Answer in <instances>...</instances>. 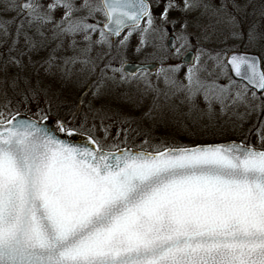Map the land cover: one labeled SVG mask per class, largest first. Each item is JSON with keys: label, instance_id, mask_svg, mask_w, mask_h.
Masks as SVG:
<instances>
[{"label": "snow or ice", "instance_id": "snow-or-ice-1", "mask_svg": "<svg viewBox=\"0 0 264 264\" xmlns=\"http://www.w3.org/2000/svg\"><path fill=\"white\" fill-rule=\"evenodd\" d=\"M177 8L209 18L208 25H200L205 40L211 41L216 25L223 24L231 38L246 36L248 43L264 45L259 24L246 33L240 30L236 13L244 9L238 0H183L182 7L167 0L161 19L166 21L169 10ZM0 12L16 14L14 33L0 19V38L10 42L9 53H16L5 60V72L9 64L23 69V56L54 43L44 63L50 71L61 61L65 77H70L75 65L83 71L92 63L89 54L95 44L111 46L110 37L119 38L126 29L122 46L139 29L141 34L158 32L162 48L167 32L156 28L148 0H0ZM100 15L102 24L96 20ZM259 15L264 19V0ZM21 39L24 47L18 48ZM176 39L168 47L179 58L189 40L179 37L183 42L177 47ZM58 52L65 55L58 57ZM204 55L219 69L217 79L202 76L207 70L201 63ZM181 66L161 67L158 75L172 95L186 96L189 114L212 118L217 107L226 114L244 106L246 115H264V64L256 56L229 52L222 58L220 52L212 55L201 47L193 54L186 82L176 78ZM149 71V66H140L128 72L122 64L109 79L131 77L150 86ZM229 71V82L220 83L219 76ZM24 83L26 97L29 91L40 95V87ZM12 86H19L18 74ZM3 107L0 264H264V127L260 147L230 141L149 149L145 140L134 148L122 147L127 137L121 142L119 133L109 144L107 129L100 139L85 125L73 127L59 117L52 130L46 126L50 106L48 113H38L40 119L21 116L18 109L13 113L7 103ZM60 134L81 135L85 142L73 143Z\"/></svg>", "mask_w": 264, "mask_h": 264}, {"label": "rangeland", "instance_id": "rangeland-1", "mask_svg": "<svg viewBox=\"0 0 264 264\" xmlns=\"http://www.w3.org/2000/svg\"><path fill=\"white\" fill-rule=\"evenodd\" d=\"M41 2L47 3V0H41ZM210 2L218 3L214 0H210ZM238 2L244 9L242 12L236 13L237 19L241 22L240 30L246 33L249 26L253 23L259 24L261 30H264L262 25L264 19H261L259 15L261 0H238ZM182 6L183 4H181ZM182 13L184 14V11ZM183 14L175 15L172 18L170 17L162 23L155 21L157 29L161 27L167 29L162 48L160 47L161 41L158 38V32H149L153 47L146 51L143 50L140 59L137 61L156 62L158 63V68L155 71L147 73V80L150 81V86L140 79L133 81L134 84L132 86L136 87V89H149L151 92L149 99L142 104H139L138 98L136 97L137 94L130 88L124 98H119L115 85L107 87L105 90L99 87L104 81L102 79L107 76L106 74H113V68L120 67L124 61L130 60L126 55V47L135 36L133 34L128 37L126 45L124 46L120 44V41L127 34L120 37L111 46L108 45L106 49L100 48L99 44H95L89 54L92 63L83 71H81L82 65H75L71 68L72 74L70 77H65V70L61 61L57 60L56 66L50 71L48 70V65L44 63L48 58V53L55 47L54 43L46 51L34 52L23 56V69L17 65L9 64L7 66V72H5V60L9 55L15 56L16 53H9L10 42L6 43L3 38H0V111H5L3 106L7 103L13 113L17 109L20 113H26L28 111L35 118L40 119L41 115H38V113L41 110L48 113L49 106L51 109L61 108V105L65 108L69 107L72 108L75 115L72 119L73 127L78 128L80 125H85V127L91 129L93 134L100 139H104L106 135L105 129H107L109 144L116 141L118 133L119 140L121 142L125 140L127 136H125L124 131L130 125L128 119H131L137 124L134 127H137L135 130L139 132L138 135H130V138L134 140L135 144L129 146L135 148H139L146 140V137H144L146 125L155 126L159 123H163L165 128L162 130L160 137L157 134L149 137V145L146 146L149 149L151 145H165V140L172 141L175 144H185L189 142L206 143L209 139L219 140L221 138L224 139L212 143L232 140L239 141L237 139H242L244 142L246 141L252 145L261 146L260 128L264 127V115L260 112L246 115L245 107L239 106L229 109L226 114H219L220 111L217 107L216 113L212 118H209L207 115H201L200 113L189 114L190 105L186 96L181 97L178 94L172 95V90L165 84L163 76L158 75V73L161 67L168 68L173 64L183 65L181 62L183 54L189 49H192L196 53L201 47L212 55L220 52L222 58L232 50L254 52L260 55L264 63V45L250 44L246 36L243 39L231 38L227 26L223 24L216 25V31L212 33L211 41L205 40L200 25H208L210 23L209 18L198 17L200 14L198 11L190 12V17L187 16V13L185 15ZM60 15V11L55 13L57 19ZM14 17H16V14L13 12H0V19L9 22L10 30L13 33L16 27V24L12 22ZM16 20L18 22L19 18L17 17ZM96 20L102 24L104 17L102 15L97 16ZM185 23H187V28L184 27ZM209 31L212 32L211 29ZM47 34L51 35L50 32ZM170 35L177 38V47L183 42L179 37L185 36L189 40V45L181 49L182 56L179 58L173 57L172 51L167 46V39ZM97 38L98 36L94 34L93 39L95 40ZM78 44L81 47L84 46L83 41L79 40V38ZM65 46L67 47V44ZM17 47H24L23 39H21ZM113 53L115 56H110ZM63 55H65L64 52L57 53L58 57ZM29 56H31V60ZM201 63H206L207 65V70L201 73L202 76L208 79H217L219 69L215 68V62L209 60L207 55H204L201 57ZM180 71L182 70L179 69L177 71L176 77L177 74H183ZM17 74L19 75V86L14 88L12 86V78L16 77ZM229 77L230 73L227 76L220 75L219 82L228 83ZM6 78L7 83H5ZM25 80L29 82L27 85L29 88L32 86L40 87L42 89L40 95L32 96V93L29 91L26 97L24 94L26 88ZM127 80H130V78ZM81 82L84 86L91 88V94L86 96V100L77 99L79 94H77L78 90L76 87H79L78 85ZM99 82L100 84H98ZM97 91H99L101 96H104L98 103L93 99V96L98 97ZM144 93H148V91L146 90ZM152 95L155 97H152ZM157 95L159 96L156 97ZM89 99H93L91 101L92 106L90 107L87 106L89 105ZM119 99H122V101ZM197 103L201 109L205 107L202 98H199ZM48 117L53 118L55 121L57 119L49 113ZM182 136L183 138H189L191 141L185 142L186 140L184 141ZM128 141L132 142L129 140V137Z\"/></svg>", "mask_w": 264, "mask_h": 264}, {"label": "trees", "instance_id": "trees-1", "mask_svg": "<svg viewBox=\"0 0 264 264\" xmlns=\"http://www.w3.org/2000/svg\"><path fill=\"white\" fill-rule=\"evenodd\" d=\"M182 1L183 0H176V2L179 3L180 5L183 4ZM214 1L219 2V0H214ZM166 2H167V0H153V1H151V5H152L151 11H152V14H153V16L155 18V21L158 22V23L159 22L162 23V22L165 21V20H162L161 19V13L164 10V6H165ZM181 14H183V13H182L181 10H179V8L169 10L167 19L170 18V17L172 18L175 15H181ZM185 14H186V12H184L183 15H185ZM187 16H189V17L191 16L190 15V12H187ZM200 16H201V14L198 15V17H200ZM262 25L264 27V23ZM141 27H146V24L143 23ZM128 31L129 30H127L122 36H125L126 34H128ZM132 34L135 35V36L134 37L132 36L133 38L130 40V42L128 43V45L126 47V55L128 56V59H130V60H138V59H140L141 52L143 50L146 51V50H148V49H150V48L153 47V42H151V39L149 37V33H147V34H141V32L139 31V29H137L136 31H133ZM141 41H143V44L141 43ZM99 46H100V48H105V49L108 48V45L107 44H105V45H99ZM137 49H139V51H137ZM110 56H115V54L113 53ZM188 67H189V65H185V64H183L180 67V69L182 70V71H180V73H183V74H177V77L176 78H177L178 81L186 82L185 81V75H186V72H187ZM106 75L107 76L102 79V80H104L103 83L102 84H100V82L98 83V84H100L99 85L100 88H103L105 90V89H107V87H110V86H114L115 85V89L118 92L119 98L120 97L121 98H124L125 95H126V93H127V91H129L128 89L130 88V89H132L134 91L135 94H137L136 97L138 98L139 104H142L143 102H145V101H147L149 99V96L151 94V92H150L149 89H146L148 91V93H149L148 94V93H144V91H146V90H139V89H136V87H133L132 86L134 84L133 81H135L136 79L129 77L130 80L121 81L119 79V75H117V79L115 81H113L112 79H109V77H111L113 74L108 73ZM78 86L79 87H76L77 90H78V92L77 91L76 92H77V94H79V96H78L77 99H84V100H86V96L88 94H91V88H89V86H84L82 82ZM177 94H178V96L181 95V97H185V95L183 93H177ZM97 95H98V97L97 96H93V99H94V101L96 103L100 102V100L104 98L103 95L102 96L100 95L99 91H97ZM158 96L159 95H157L156 97H158ZM161 96H163V95H161ZM152 97H155V96L152 95ZM93 99H89V101H88V104L89 105H87V106H89V107L92 106L91 105V101ZM119 100L122 101V99H119ZM77 102L79 104V101L78 100H77ZM103 103H105V102H103ZM132 110H136V109H132ZM26 113L31 114V112H28V111H26ZM49 114L52 115L55 118L59 117V118L63 119L66 122L67 121H72L73 116L75 117L74 111H72V108H69V107L68 108H65L62 105H61V108H55V109L52 108L51 109V112ZM219 114H221V113H219ZM31 115H33V114H31ZM222 118H224V117H222ZM128 122L130 123V125L124 131L125 136H127V144L125 145L123 143V144H121V146H129V145L131 146V145L135 144L134 143V140H132L130 138V135L131 136H135V135H138V133H139L138 131L135 130V129H137V127H134L137 124H135L134 121H132L131 119H128ZM164 126L165 125L163 123L156 124L155 126H153V125L152 126L146 125V130L144 132V135H145L144 137H146V140H148L150 136H153L155 134H157L160 137L162 130H164V128H165ZM128 137H129V140H131L132 142H129L128 141ZM182 139H184V141L186 140L185 142L191 141L187 137H184L183 138V136H182ZM223 139L224 138H221L219 140L218 139H215V140L209 139V140L206 141V143L219 142V141H221ZM237 140L244 142L242 139H237ZM194 143H199V142H194ZM194 143L189 142V143H185V144H175L172 141L165 140V145H170V146H174V145H191V144H194ZM245 143H247V142L245 141ZM248 144H251V143H248ZM254 146H256V145H254ZM256 147H260V146H256Z\"/></svg>", "mask_w": 264, "mask_h": 264}, {"label": "water", "instance_id": "water-1", "mask_svg": "<svg viewBox=\"0 0 264 264\" xmlns=\"http://www.w3.org/2000/svg\"><path fill=\"white\" fill-rule=\"evenodd\" d=\"M148 3L150 4V2L148 1ZM151 5V4H150ZM127 30V29H126ZM125 30V31H126ZM124 32L121 33V35L123 34ZM173 38H175L173 35H170L167 39V46L169 44L170 41L173 40ZM117 38L116 37H111V40L112 41H115ZM175 43H176V40H175ZM169 48V47H168ZM170 49V48H169ZM171 50V49H170ZM230 52H236V53H247L249 55H253V56H256L257 58L260 59L261 63L263 64V61H262V58L260 57L259 54L257 53H254V52H249V51H244V50H232ZM185 53H187V58L184 57V55L182 56L181 58V62L182 63H185L187 65H191L192 63V60H193V54H195V52L193 50H188L186 51ZM123 65H125L127 67V70L128 72H132V71H135L138 67L140 66H149L151 68V71L149 72H152L154 70L157 69L158 67V63L156 62H140V61H130V60H126ZM230 75L231 72L229 71ZM21 116H25V117H32L31 115L27 114V113H20ZM34 118V117H32ZM37 119V118H35ZM46 126L49 127L50 129L52 130H55V120L51 117H48V121L46 123ZM61 135V138H64V139H70L71 142L73 143H84V137L81 136V135H78V136H75L73 138H69L67 136H65L64 134H60ZM226 142H230V141H226ZM226 142H221V143H226ZM236 142H240V141H236ZM135 148V147H134Z\"/></svg>", "mask_w": 264, "mask_h": 264}]
</instances>
